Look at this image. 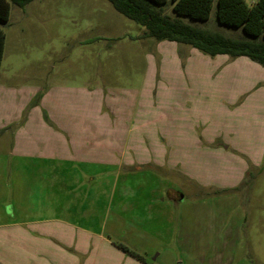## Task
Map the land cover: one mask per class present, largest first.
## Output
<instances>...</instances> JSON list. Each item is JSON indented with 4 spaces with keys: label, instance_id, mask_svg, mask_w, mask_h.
Segmentation results:
<instances>
[{
    "label": "rangeland",
    "instance_id": "1",
    "mask_svg": "<svg viewBox=\"0 0 264 264\" xmlns=\"http://www.w3.org/2000/svg\"><path fill=\"white\" fill-rule=\"evenodd\" d=\"M112 4L35 0L21 8L11 3L10 19L0 21L7 34L0 111L16 105L5 95L8 87L26 86L15 101L24 104L30 118H44L47 107L42 104L55 105L57 95L67 105H93L95 123L108 119L125 125V143L131 144L134 136L141 149L146 146L156 157L186 156L176 158L174 167L165 164L166 175L156 181L154 170L142 168V179L129 183L123 199L116 186L127 183L125 177L118 182L115 166L83 164L84 174L92 177L75 180L82 183L72 197V217L105 220L110 228L106 234L116 245L136 252L149 249L147 264H264V66L247 57L212 56L189 44L157 40ZM172 6L168 3L164 12L174 14ZM216 7L217 2L208 21L183 18L227 37H247L242 27L220 23ZM46 132L44 126L41 133ZM9 134H0L2 151L13 146ZM208 136L232 145L224 154L212 153ZM97 137L93 133L82 145L98 148ZM124 151L129 153L127 146ZM14 161L20 168H35L36 160ZM8 175L12 182L23 180L28 189L45 179L39 174ZM163 186L179 190L178 203L168 191L161 196ZM24 189L8 188V207L27 194L25 200L32 202H25L27 212L35 207L47 212V204ZM55 200L64 205L62 197Z\"/></svg>",
    "mask_w": 264,
    "mask_h": 264
},
{
    "label": "crops",
    "instance_id": "2",
    "mask_svg": "<svg viewBox=\"0 0 264 264\" xmlns=\"http://www.w3.org/2000/svg\"><path fill=\"white\" fill-rule=\"evenodd\" d=\"M25 90L26 86L8 87L5 95L12 98L16 105H10L0 111V134L10 133L11 136L12 133L13 136L11 139L13 146H10V150L0 149V264H147L144 259L113 243L111 237L106 234L110 228L105 220L89 221L84 217H72L73 209L76 207L72 197L78 185L82 183L75 180L81 177L91 179V174H84L83 164L115 166L119 172L118 182L125 177L127 183L125 187L116 186L118 196L123 199L129 192V183L135 179L137 181L142 179L138 177V171L142 168L149 166L154 170L156 176L153 175V179L156 181V177L166 175L162 172L165 164L174 167L177 165L176 158L184 160L186 156L177 153L171 157L165 155L164 159L156 157L154 154H149L146 146L141 149L142 142L134 136H130L131 144L130 141L125 143L127 140L125 125L110 124L108 119L102 124L95 123L93 105L91 108L67 105L57 95L54 99L55 105L42 104L47 107L45 116L43 114L44 118L41 116L38 118L34 114L33 118H30L31 113L27 114L24 104L15 101V94ZM28 90L30 89L27 88ZM36 108L40 107L36 105ZM49 108L52 110L50 111ZM44 126L47 127V132L41 133L44 131ZM13 128H16L15 133L13 130L10 131ZM30 133L36 134L30 139L28 136ZM93 133L100 141L99 150L87 148L88 140ZM36 136L37 138H34ZM208 137L207 142L213 146L210 148L212 153L224 154L232 145L226 140L217 142L212 136ZM139 138L143 141L142 137ZM35 142L39 144V148ZM85 142L86 145H82ZM90 144L94 145L93 142ZM124 146L128 147L129 153L124 151ZM21 158L36 160L35 168L28 169L25 164L23 168H20L18 163L14 165V162H17L14 160ZM41 162L42 166L49 169L48 171L42 168ZM22 173L27 176L42 175L45 178L44 183H33L28 189L23 180L22 183L12 182L8 175L15 174L20 178ZM52 173L53 178L49 180L47 176ZM102 174L107 173L102 171ZM56 182L59 183V189ZM24 187L29 190L27 193L30 196V192L34 194V199L47 204V212L44 207L42 209L35 207L27 212L25 202L32 204L31 201L25 200L27 194L16 206L11 203V207H8V199H4L8 188L9 192L10 190L18 192ZM59 190L60 194L56 195ZM166 191L169 198L178 203L179 190L163 186L161 196ZM102 194H105V191ZM61 197L64 201L63 206L55 202V199ZM127 223L135 229V223L132 221ZM120 224L129 227L124 222H116L117 226ZM111 226L114 227V224ZM137 250L138 253L131 251L143 258L149 255L146 246ZM141 250H145L144 253Z\"/></svg>",
    "mask_w": 264,
    "mask_h": 264
},
{
    "label": "trees",
    "instance_id": "3",
    "mask_svg": "<svg viewBox=\"0 0 264 264\" xmlns=\"http://www.w3.org/2000/svg\"><path fill=\"white\" fill-rule=\"evenodd\" d=\"M35 0H0V21L7 22L11 16V3L25 7ZM121 14L144 26L148 36L157 40L189 44L207 54L247 57L264 66V0H109ZM173 2L174 14H167L163 7ZM220 23L242 27L247 37L232 38L222 33L200 28L187 22L209 20L213 7ZM7 34L0 29V67L5 54ZM133 255L141 257L122 245ZM147 262V260H144ZM148 263V262H147Z\"/></svg>",
    "mask_w": 264,
    "mask_h": 264
}]
</instances>
